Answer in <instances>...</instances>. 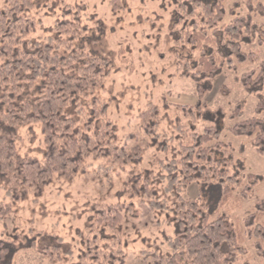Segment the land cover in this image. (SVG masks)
<instances>
[{"label":"trees","instance_id":"obj_1","mask_svg":"<svg viewBox=\"0 0 264 264\" xmlns=\"http://www.w3.org/2000/svg\"><path fill=\"white\" fill-rule=\"evenodd\" d=\"M222 2H165L174 12L177 41L189 46L194 55L187 62L199 98L208 89L206 83L221 73V65L233 68L234 63L244 65L251 58L244 52L257 31L251 15L225 25ZM258 9L264 11L262 6ZM249 10L255 12L251 5ZM47 14L57 17L44 30L41 17ZM92 21L87 7L77 2L0 0V179L7 175V183L20 189L32 185L39 194L50 175L75 174L86 154H101L114 159L127 175L116 202L105 203V208L95 212L99 241L120 242L123 216L140 202L156 211L158 218L164 217L163 221L157 218L158 225L171 229L163 235L168 252L145 253L153 264H238L247 255L244 237L254 241L255 254L264 264V225L259 221L264 200L256 202L254 213L243 220L244 231L226 214H217L231 199H250L264 182V176L247 173L245 160L235 159L220 141L224 131L248 138L264 157V63L243 82L259 101L255 117L242 120L244 101L229 114L200 102L192 107L164 102L163 111L175 110L180 117L171 122L163 120L156 105L142 111L141 128L152 136L159 153L150 169L139 171L141 156L130 153L127 141L120 139L118 127L108 119L109 104L98 94L92 95L98 81L111 74L109 61L90 49ZM36 23L43 36L26 40ZM30 120L41 126L46 144L37 157L23 156L19 148L17 130ZM226 120L237 122L228 127ZM192 183L200 195L186 199L185 191ZM13 193L8 191L6 198ZM19 250L15 237L0 232V264H13ZM92 252L87 250V254ZM92 264H125V257L120 249L98 250Z\"/></svg>","mask_w":264,"mask_h":264},{"label":"rangeland","instance_id":"obj_2","mask_svg":"<svg viewBox=\"0 0 264 264\" xmlns=\"http://www.w3.org/2000/svg\"><path fill=\"white\" fill-rule=\"evenodd\" d=\"M76 2L86 6L93 18L90 49L111 65L110 76L101 82L102 87L98 81L92 95L98 94L109 104L108 119L118 127L120 139L127 141L130 153L141 156L139 171L150 169L159 153L158 146L153 147L152 136L143 132L139 118L151 106L159 107L161 116H165L163 120L171 122L180 117L175 110L163 111L164 102L189 107L200 102L211 108L220 107L229 114L244 101L242 120L255 117L259 101L248 93L243 82L264 63V11L258 9L264 7V0H223L225 25L238 17H252L256 36L244 46V52L251 58L244 65L234 63L233 68L221 65V73L206 83L208 89L200 98L187 62L194 55L189 46L177 41L174 12L167 7L166 0H63L65 4ZM249 5L255 12L249 10ZM56 17L53 14L41 17L44 30L53 26ZM40 28L36 23V30L26 40L43 36ZM261 96L264 97V91ZM261 117L264 118V109ZM235 122L226 120L225 124L231 127ZM17 135L23 156L37 157L46 148L44 134L36 121L30 120L17 130ZM162 138L160 134L159 141ZM220 141L235 159L245 160L247 173L264 176V157L256 153L250 139L224 131ZM121 167L101 154H86L77 173L50 175L39 194L32 185L20 189L7 183V175L0 179V232L15 237L20 245L13 264H92V256L98 250L111 249L123 252L125 264H153L146 252H168L163 235L171 233V229L158 225V213L140 202L123 216L120 242L99 241L95 212L105 208V203L116 202L123 190L127 173ZM10 190L15 193L6 198ZM199 195V187L192 183L184 197L196 199ZM260 200H264V182L256 187L250 199H231L226 206L218 208L217 214H226L244 231L243 220L254 213ZM158 219L163 221L164 217ZM259 221L264 225V215ZM253 243L244 237L247 255L238 264H263L255 254ZM56 245L59 249H54ZM87 250L93 252L87 254Z\"/></svg>","mask_w":264,"mask_h":264}]
</instances>
